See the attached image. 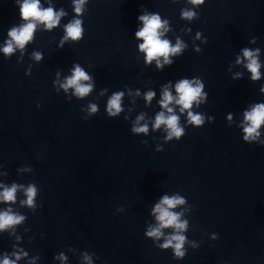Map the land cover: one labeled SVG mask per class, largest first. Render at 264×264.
Wrapping results in <instances>:
<instances>
[{
    "label": "clouds",
    "instance_id": "obj_1",
    "mask_svg": "<svg viewBox=\"0 0 264 264\" xmlns=\"http://www.w3.org/2000/svg\"><path fill=\"white\" fill-rule=\"evenodd\" d=\"M189 3L193 5H200L205 2V0H188ZM19 6V14L22 20L26 23L21 24L19 27H12L8 31V36L11 38L7 42L6 46L3 48V52L6 55L11 54L14 51L13 42L16 46L23 49L25 44L29 42L33 37V32L36 29L37 22L44 23L48 29L55 27L60 20V17L65 13L63 11L56 13L49 7L42 9L40 6V0H16ZM86 0H75V12L80 14L83 11V5ZM182 18L192 20L196 17V13L191 9H184L181 13ZM139 20L142 21L143 27L136 32V37L143 40V43L139 45L140 51L146 54V61L151 63L154 59L157 60V67H161L159 63V58H164V63H171L168 59L170 55L179 54L185 45L179 39L177 40L175 46L167 39H163L164 32L167 31L166 24L167 21H161V18L157 14H145L139 16ZM82 21L80 19H74L69 23L65 32V40L71 38L72 40H79L82 38L83 29L81 27ZM199 35V34H198ZM35 58L39 60L40 54H34ZM257 52L251 51L247 48L243 50V57L247 59V68L252 73V79L257 80L260 77V64L257 59ZM237 63H240V58H237ZM90 77L86 74L84 70L80 68L79 65L75 66L73 74L71 77L67 78L66 82L61 85L65 90L68 88H74L75 94L79 97L86 96L91 90V84H84L82 81H88ZM195 84V86H193ZM202 85L198 81H189L188 79H183L176 84L177 97H173L172 94L167 90L163 92V99L161 100V107L166 109L169 115H165L161 111L155 118L154 128H160L161 125L166 126L167 137L166 139H172L176 137L179 139L183 133L184 129L179 126V117L173 113V109L168 105L175 101L177 105L181 106V112L191 109L193 102L197 101L198 97L201 95ZM123 93L114 94L108 101V112L110 115H116L121 111V96ZM154 93L149 92L146 95V99L151 101ZM91 112H96V106H90ZM114 110V111H113ZM247 126L244 127V140L250 141L255 140L259 137L260 133L258 129L264 124V104L255 105L251 111H247L244 114ZM189 122L194 125H201L203 123V118L199 114H193L188 111ZM231 117H229L230 119ZM143 116L138 117V121L142 120ZM133 131L136 133H147V125L141 127H134ZM0 187H4L0 185ZM17 185L13 184L11 187H4V190L0 192V201L3 202H14L16 199ZM37 194V189L34 185H29L25 191L27 199L23 202L28 206H34V197ZM185 203L184 198L180 196H164L159 203H157L153 209L156 215V220L158 221V226L150 228L146 233L148 237L155 239H160L163 235L162 229L164 228H174L176 234L170 235L165 239V242L159 245L162 249L173 248L176 258L184 257L185 253L183 251L185 236L180 234V231L186 228L187 221L180 220V214L174 213L171 209L175 208L177 205H182ZM24 219L23 216L13 214L11 209L0 212V230H4L10 226L19 224ZM19 255L16 256L18 260ZM61 259H64L61 256ZM85 259H89L85 255ZM0 264H15V261L10 260L5 256V258L0 261Z\"/></svg>",
    "mask_w": 264,
    "mask_h": 264
}]
</instances>
